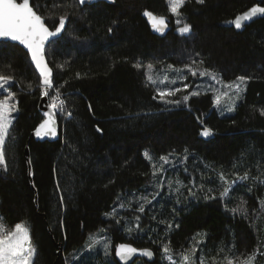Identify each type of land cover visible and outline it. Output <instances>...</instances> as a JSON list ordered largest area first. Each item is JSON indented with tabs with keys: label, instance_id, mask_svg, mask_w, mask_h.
<instances>
[{
	"label": "trees",
	"instance_id": "trees-1",
	"mask_svg": "<svg viewBox=\"0 0 264 264\" xmlns=\"http://www.w3.org/2000/svg\"><path fill=\"white\" fill-rule=\"evenodd\" d=\"M33 2L50 30L58 25L59 15L69 12L63 35L47 46L45 55L54 89L59 88L66 113H72L56 114L58 141L31 139L44 120L38 110L40 77L22 48L0 43V73L14 77L9 89L18 102L10 129L15 139L6 141L8 171L0 170V217L8 227L24 223L29 228L37 249L33 264H118L114 251L121 243L154 253L152 263L140 259L138 264H160L161 242L170 240L178 253L190 247L192 237H201L197 233L203 234L211 253L221 245H234V251L245 256L257 250V264H264V184L252 179H264V17L241 32L229 23L255 5L264 6V0H188L179 17L191 26L187 35L175 31L167 0H111L75 8L68 6L76 0ZM146 10L168 19L166 36L151 33L142 17ZM138 62L152 63L155 70L190 64L198 72H214L223 83L244 76V91L229 114L216 111L210 91L190 96L186 104H165L153 99L155 88L145 86L146 69L134 67ZM197 77L189 74L188 82ZM191 91L170 99L182 101ZM204 128L212 130L211 139L201 137ZM146 152L153 162L163 163L159 157L168 156L172 164L159 179L165 184L179 179L189 187L194 182L195 195L182 189L176 204L165 185L154 208L146 207L144 214L130 210L129 204L135 207L131 194L154 191ZM246 171L250 179L238 182L221 200L219 191L225 185L218 173L233 180ZM241 200L247 216L228 210ZM122 203L126 207L121 208ZM113 210L119 223L109 218ZM135 216H141L140 229L135 228ZM161 219L173 223L167 235ZM96 235L106 240L107 254L84 251L89 237Z\"/></svg>",
	"mask_w": 264,
	"mask_h": 264
},
{
	"label": "snow or ice",
	"instance_id": "snow-or-ice-1",
	"mask_svg": "<svg viewBox=\"0 0 264 264\" xmlns=\"http://www.w3.org/2000/svg\"><path fill=\"white\" fill-rule=\"evenodd\" d=\"M93 0H76L75 4L69 5L68 7L75 8L78 5H85L92 3ZM114 2V0H113ZM188 2V0H167L169 12L177 17L176 24L178 25L177 31L184 35L190 32L191 26L188 23H182L179 17L182 15L181 9ZM205 0H196V3L203 4ZM144 16L148 17L149 22L152 25L154 31L163 34L167 28V19L164 16L154 15L150 11H145ZM264 16V7H252L249 11L245 12L241 16H237L235 20L229 21L230 24H234L236 29H241L242 25L245 22L252 21L256 16ZM69 12L65 11L63 14L59 15V24L55 26L54 31H50L49 27L46 26L44 22V16L39 14V5L34 4L33 0H22V2H17V0H0V38L9 39L12 41H18L22 44L27 50L28 54L31 57L32 64L35 65V68L39 72L40 83L37 85L42 89V96L48 97L51 101L49 107L53 109V112H46L45 115L48 116V120L44 124H41L40 128L47 127V132L45 134L55 135V115L57 113L64 115L66 113L65 101L62 100L61 93L59 88L54 89L53 84V70L48 66L45 60V43L49 40L50 37L57 36L65 29L66 21L68 20ZM182 25V26H181ZM109 33L112 32V28L108 29ZM199 63H203L200 61ZM192 64H196V61L193 60ZM10 67V66H9ZM58 67L63 68V65H58ZM134 67L137 69L145 68V77H146V87L152 85L155 88L156 95L153 96V99H159L160 102L165 104H175L179 106L182 102L187 103L190 96H199L200 85L195 86V90L191 91L189 94L184 95L183 100H172L170 97H174L177 93L181 91H187L190 84L184 83L188 78V74L192 77H207L213 84H220L225 91H220L209 84L206 86V91H212L214 95V104L217 108L221 107V101L223 98L227 97L229 100H232L233 103H230L227 106L229 112L234 111L235 108V99H239L240 93L244 90L241 85L245 83L246 77H238L239 83H229L224 84L221 80L218 79L217 74L210 72L207 69L203 71H197L192 65L186 64L183 69L173 68L172 65L167 66V70L174 72L175 75L169 77L168 75L157 76L154 75L155 67L152 63L143 65L141 63L134 64ZM79 73L77 76L79 77ZM14 79L11 75H5L0 73V170L4 172L8 171V165L6 161V141L10 137L11 140H14L15 137L10 133V129L13 127V121L15 117L12 116V113L18 111V102L16 101V93L11 91L8 87L9 83ZM179 82V84H178ZM168 85L166 87H159L157 85ZM175 85V87H171ZM27 88L32 89V85L28 84ZM55 91V95H51L52 91ZM6 94V95H5ZM234 94V95H233ZM66 115L71 117L72 113L67 112ZM261 115L264 116V110H261ZM99 131V129H98ZM37 135H40V131L37 130ZM212 130L209 128H204L201 132L202 136H210ZM187 151V150H185ZM145 158L151 163L153 172V182L152 186L154 191L151 193L135 195V207L132 204H129L130 210L144 214L146 207L152 206L154 208L156 205L153 204V201H156V198L161 195V191L165 188V181L158 178V174L163 175L167 171L164 165L169 164L168 156L159 157V161L163 163L157 164L153 162V158L149 153H145ZM171 155V154H169ZM184 160H187V156L184 157ZM185 173L188 169L185 167ZM219 180L222 182L224 187L219 191V197L221 200H224L230 196V192L234 190V186L240 182H244L250 179L249 172H244L243 175L236 174L235 179L229 180L226 178L223 172L218 173ZM254 183L264 184V179H261L260 176L253 177ZM173 183L176 187L173 189ZM195 183H192V186L189 187L179 179H176L174 182L172 180L167 181V189L169 190V196L175 197V203L179 204L180 196L183 195L182 189L187 190L188 196H194L193 188ZM201 189L203 185L200 186ZM211 191V190H209ZM151 197V199L149 198ZM215 196H205V199H215ZM171 202V201H169ZM245 201L241 200L239 204L235 207L228 209L234 215L242 214L247 216V208L244 206ZM261 207L264 208V201H261ZM125 205L122 203L120 205L123 208ZM164 207L163 204L159 205ZM152 208H149L151 211ZM175 207L173 212H175ZM117 213L115 210L109 214L110 219H116ZM152 219L155 220L156 216L153 215ZM140 220L141 216H135V228L140 229ZM120 220L116 219V223H119ZM159 223H166V228L163 230L165 234L171 232L173 228V223L171 221H165L161 219ZM178 227V224L176 225ZM103 231V229H101ZM128 231L131 233L133 231L132 227L128 228ZM197 236H201L200 240H197L196 237H192L194 243L191 247L186 248L178 253H174V250L171 247V241L161 242L160 251L162 252V259L167 261V264H256L257 250H254L248 255L238 254L234 251L235 246L233 245L232 249H228L226 246L221 245L216 249V255L208 256L205 254V241L203 239V234L197 233ZM89 240L92 241V246L100 243L98 240H94L91 236ZM108 245L105 243L104 250L107 254ZM199 251L200 255L197 256ZM140 253V255L151 257L153 253L150 250H138L130 245L122 244L116 251V255L120 257L121 260L126 261L131 256ZM37 253V249L32 242L30 236V230L24 223H16L13 227H8L3 222V217H0V264H33V259ZM264 255V252L260 253ZM175 257V258H174Z\"/></svg>",
	"mask_w": 264,
	"mask_h": 264
},
{
	"label": "water",
	"instance_id": "water-1",
	"mask_svg": "<svg viewBox=\"0 0 264 264\" xmlns=\"http://www.w3.org/2000/svg\"><path fill=\"white\" fill-rule=\"evenodd\" d=\"M21 2H22V1H21ZM101 2L109 3V2H111V0H93V2L90 3V4L79 5V6H80V7H85V6H90V5H94V4L101 3ZM257 6H259V7H264V6L260 5V4L255 5V6H253V7H257ZM251 8H252V7H251ZM251 8H249L247 11H249ZM247 11H245V12H247ZM245 12H243V13L237 15V16H241V15H243ZM154 15H155V14H154ZM237 16H236V17H237ZM142 17L145 19V21H146V23H147V25H148V27H149V29H150V31H151V33H152L153 35L158 36V37H164V36H166L167 33L169 32V30H170V26H169V22H168V19H167V18H166V19H167V24H168V26H167V28L165 29V32H164L163 34H161V33H158V32H156V31L153 30L152 25H151V23L149 22L148 17L144 16V14H142ZM236 17H235V18H236ZM263 17H264V16H259V15L256 16V17H254L252 21L245 22V23L242 25V28H241V29H236L234 24H231V26L233 27V29H234L236 32H241L242 29H243L245 26H248V25L252 24L253 22H255V21H257V20L262 19ZM235 18H234L233 20H235ZM44 22H45V21H44ZM58 24H59V23H58ZM66 24H67V21H66ZM66 24H65V28H66ZM57 26H58V25H57ZM49 30H50V29H49ZM50 31H54V30H50ZM64 31H65V29H64L60 34H58L57 36H54V37H50V38H49V40L45 43V46H44L45 51H46L47 46H48L51 42H53V41L59 39V38L63 35ZM0 43H10V44L17 45V46H19L20 48H22V49L27 53V55H28V57H29V60H30V63H31V65H32V67L34 68L36 74L39 76V72H38V70L35 68V65L32 64V62H31V57H30V55L28 54V50H27L22 44H20L18 41H12V40H9V39H4V38H0ZM45 60H46V62H47L46 55H45ZM47 64H48V62H47ZM48 66H49V64H48ZM49 67H50V66H49ZM49 104H50V103H49L48 98L45 97V96H42L41 99H40V102H39V104H38V110H39V112H40V113L43 115V117H44V120H43V122H42L41 124H44L45 121L48 120V116H46L45 113H46V112H53V111H54L53 109H51V108L49 107ZM54 118H55V135L45 134V133L47 132V127H48V126H46L45 128L42 129V128H40V126H41V124H40V125H39V126H38V127H37V128L31 133L30 138L33 139L34 141H37V142H45V141H47V142H56V141H58L59 138H60V127H59V123H58L57 116L55 115ZM37 130L40 131V133H41L40 135H37V134H36V133H37ZM201 137H202L204 140H209V139L212 138V134H211L210 136H207V137L201 135ZM24 157H25V161H26V164H27V167H28V175H29V179L31 180V171H32V169H31V161H30V155H29L28 147L25 148V151H24ZM122 244L130 245V244H127V243H121V244H118V245L116 246L115 251H114V256H115V259H116V261H117L118 264H133L136 260H139V259H143V260H145V261L148 262V263H152V262L155 260V255H154V253H153L150 249H147V250H150V251L153 253V255H152L151 257H146V256H143V255H140V253L137 252V254L131 256V257H130L129 259H127L126 261L121 260L120 257L116 255V251H117V249L119 248V246L122 245ZM130 246H132V245H130ZM132 247H134V246H132ZM134 248H136V247H134ZM136 249H138V248H136ZM138 250H145V249H138Z\"/></svg>",
	"mask_w": 264,
	"mask_h": 264
},
{
	"label": "rangeland",
	"instance_id": "rangeland-1",
	"mask_svg": "<svg viewBox=\"0 0 264 264\" xmlns=\"http://www.w3.org/2000/svg\"><path fill=\"white\" fill-rule=\"evenodd\" d=\"M171 14V13H170ZM172 15V14H171ZM172 17H173V22H174V25H175V27H176V29H175V31L176 32H178L177 31V27H178V25L176 24V20H177V17H175V16H173L172 15ZM182 26V25H181ZM179 33V32H178ZM189 33V32H188ZM188 33H186V34H184V35H187ZM180 34V33H179ZM154 75H157V76H163V75H168L169 77H172V76H174L175 75V73L174 72H171V71H168L167 69H164V70H155V72H154ZM188 77H189V74H188ZM195 79V78H194ZM194 79H191L190 78V82H188L189 81V79L187 78V80H185L184 81V83H188V84H190L191 85V87H189L188 89H192V91L193 90H195V86L196 85H200L201 86V88H200V92H208V91H206L205 89H206V86L207 85H209V84H213V82L212 81H210L207 77H200V76H198L195 80ZM234 83H239V81H237V82H234ZM10 84H11V82L9 83V85H8V87L10 86ZM178 84H179V82H178ZM224 84H229V83H224ZM157 86H159V87H166V86H168V85H157ZM213 86L215 87V88H217V89H220V91H225L226 89H223L222 87H221V85L220 84H213ZM171 87H175V85H173V86H171ZM241 87L244 89V87H245V85L244 84H242L241 85ZM244 91V90H243ZM242 91V92H243ZM210 92H212V91H210ZM242 92L240 93V95L242 94ZM6 95V94H5ZM215 95V94H214ZM234 95V94H233ZM240 98V97H239ZM239 99H235L234 100V103H235V105H236V103H237V101H238ZM230 103H233V101L232 100H229L227 97H225V98H223L222 99V101H221V107L220 108H217L216 106H215V104H214V108L216 109V111L217 112H219L220 114H229V113H231V112H229L228 110H227V106L230 104ZM16 115V111L15 112H13L12 113V116L14 117ZM57 115H59V116H63V115H61V114H59V113H57ZM65 117H67V116H65ZM157 163V162H156ZM157 164H160V163H157ZM164 167L166 168V169H171L172 168V164H167V165H164ZM158 176H159V174H158ZM166 186H167V183L165 184ZM135 203V202H134ZM124 207H126V206H124ZM94 240H98V241H100V243H98V244H96L94 247L92 246V241L91 240H88V242H87V244H86V246L84 247V251L85 252H94V251H97L98 249H101V250H103V251H105L104 250V245H105V243H107L106 242V240L104 239V237L102 236V235H96V236H94V237H92ZM202 237H198L197 238V240H200ZM204 239V238H203ZM204 241H205V239H204ZM194 243V241L191 243V245ZM206 243V242H205ZM191 245H190V247H191ZM201 247H205V245H201ZM210 249V247H209V245H207V247H205V254L206 255H208V256H214V255H216V254H214V253H211V250H209ZM163 255V254H162ZM200 255V253H199V251L197 252V256H199ZM262 257V256H261ZM264 257V256H263ZM262 257V258H263ZM175 258V257H174ZM140 259L139 260H136L133 264H138V263H140ZM257 261H258V253H257V257H256V264H257ZM160 264H167V261H165V260H163L162 259V256H161V259H160Z\"/></svg>",
	"mask_w": 264,
	"mask_h": 264
},
{
	"label": "built area",
	"instance_id": "built-area-1",
	"mask_svg": "<svg viewBox=\"0 0 264 264\" xmlns=\"http://www.w3.org/2000/svg\"><path fill=\"white\" fill-rule=\"evenodd\" d=\"M61 98V97H60ZM66 118H68V117H66Z\"/></svg>",
	"mask_w": 264,
	"mask_h": 264
}]
</instances>
